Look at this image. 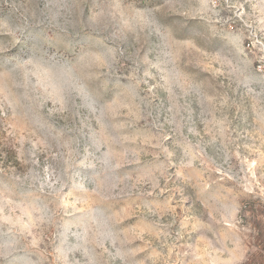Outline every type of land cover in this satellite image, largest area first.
I'll list each match as a JSON object with an SVG mask.
<instances>
[{"label":"rangeland","instance_id":"374dc122","mask_svg":"<svg viewBox=\"0 0 264 264\" xmlns=\"http://www.w3.org/2000/svg\"><path fill=\"white\" fill-rule=\"evenodd\" d=\"M0 264H264V0H0Z\"/></svg>","mask_w":264,"mask_h":264}]
</instances>
